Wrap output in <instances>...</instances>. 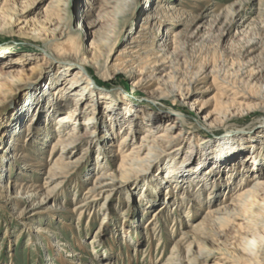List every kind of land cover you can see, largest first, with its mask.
I'll return each instance as SVG.
<instances>
[{
  "label": "rangeland",
  "instance_id": "374dc122",
  "mask_svg": "<svg viewBox=\"0 0 264 264\" xmlns=\"http://www.w3.org/2000/svg\"><path fill=\"white\" fill-rule=\"evenodd\" d=\"M17 1L25 10V24L0 21V264H164L184 229L190 230L214 205L227 203L230 192L244 185L249 158L251 166L259 163L258 173L264 176V125L251 130L264 121V0H113L106 5L89 0L92 7L87 0ZM166 4L186 15L177 26L161 24V31L169 27L174 32L175 44L153 54L148 49H153L156 22H146ZM85 16L104 28L106 48L100 52H90L89 43L74 36L72 29ZM197 25L200 31L193 37ZM126 55L150 56L144 72L122 63ZM80 58L97 85L92 104L97 119L88 128L81 123L77 133L90 137L70 155L71 166H59L55 186L48 187L43 172L56 149L50 141L59 119L73 106V101L52 106L57 85H66L72 73L53 82L62 63ZM157 60L164 62L167 76L156 81L149 76ZM132 106L140 114L131 113ZM170 113L181 119L171 133L175 143L183 140L181 155L173 158L179 161L173 178L179 187L173 189L175 197L162 201L165 210L148 232L149 210L145 212L139 194L148 182L157 199L168 193L169 184L157 175L166 173L170 158L152 165L149 178L141 180L137 169L142 164L125 166L114 154L129 118L141 127L134 139L139 142L146 118ZM210 125L216 128L210 130ZM226 131L234 132L227 141ZM169 136L165 134L164 147L172 141ZM110 142L114 147H107ZM193 146L203 151L193 154ZM153 152L156 156L159 150ZM99 169L118 182L132 181L117 184L80 212L76 207L90 201L87 189ZM28 186H43L40 194L54 187L51 199L33 208L12 198ZM189 212L193 217L187 222ZM126 225L130 235L125 238ZM200 248L193 247V253Z\"/></svg>",
  "mask_w": 264,
  "mask_h": 264
},
{
  "label": "bare ground",
  "instance_id": "6f19581e",
  "mask_svg": "<svg viewBox=\"0 0 264 264\" xmlns=\"http://www.w3.org/2000/svg\"><path fill=\"white\" fill-rule=\"evenodd\" d=\"M101 1L106 5L113 0ZM19 5V1L17 0H0V21H8L9 24L14 23L16 25L22 23L25 24L22 20L25 15V10L19 8ZM94 5L93 1L87 0L88 7ZM207 12L209 11L206 10L205 14L208 15L210 12ZM185 15L186 14L182 10L177 9L174 5L166 4L162 6V9H160L157 16L149 18V20L147 19V24L152 20L156 22V25H154L153 28V36L150 40V45L151 47L153 46V49L150 48L148 50H153V54L156 52L162 53L166 51L169 44H175V39L173 37L174 32H168L169 27H166L167 31H165L167 33L161 31V24L169 21L171 22L169 23L171 26H177L176 23L179 25V23L183 21L182 17H185ZM90 19V16H85L80 20L79 25L74 30L72 29V31L74 36L80 39L79 41L83 39L91 45H88L86 49L89 48L90 52H100L106 48L104 28L100 26L97 20L90 21ZM200 19L201 17L197 18L195 24L198 23ZM199 31L200 26L197 25L191 32V36H197ZM145 58L146 60L144 61ZM149 61L150 56L147 55L142 58H134L131 55H126L121 62L131 63L132 65L130 66H132L134 72L143 73L146 69L145 65ZM71 63L70 61L68 63H62V72L53 82V84L56 85L65 74L72 73L71 77L67 76L70 77V79L66 85L61 83L57 85L58 90L54 92L57 93L54 94L56 99L54 104L52 103V106H54L55 109H58L63 101H73V106L70 108L71 110H68L67 113L59 119L61 122L58 125V130L55 132L56 138L53 141H50L51 145H56V149L52 158L48 160L49 163L46 166V170L43 172L44 185L48 187L55 186L56 180L59 178V166L61 165L65 168L66 166H71L75 161H69L70 155L74 153L78 144L85 142L90 137L88 132L85 134L83 133V135L77 133V129L79 130L81 123L84 125V122L87 127L97 119V110L94 112V116L92 115L95 110L92 104L96 97V82L87 74L85 67L87 64L83 62L81 58L80 60L77 59L76 61H71ZM155 63V67L150 72L152 75L149 77L157 81L161 80L162 77H166L167 72L164 62L157 60ZM137 67L140 68L141 71H138ZM47 90H49V88ZM263 90L264 89L260 92L264 93ZM57 98H59V100H57ZM107 105H109V103H107ZM107 111L114 116L113 107H110ZM133 111L140 114L134 106L130 108V112L132 113ZM83 114L84 118L83 121H81L80 119ZM175 115L176 113H170L168 116L155 117L152 121H148L147 118H144V121L146 122L142 125L143 130L139 142H135L134 139L137 129L141 127L137 121L132 119V117L129 118L127 125L124 127V133L119 137L118 154H114V157L119 158L125 166L134 167L142 164V168L139 169L138 167L137 169V171L142 174V176H140L141 180L149 178L152 165L158 166L160 162L170 158L167 162L168 169L166 167V173L161 170L162 174H165L162 176L157 175L159 179L164 180L162 181L164 184H169L167 186L169 188L168 193L164 195L162 199H157L158 195L156 193H150V187L152 186H150L148 182L142 185V191L139 194L140 200L145 202V212L149 210V218L145 225L147 226L146 231L148 232L150 231V227L155 225V222L158 221L160 215L165 210L162 201H165V199L167 201L173 196L175 197L173 189L178 190L179 187V181H177V183L173 182V180H175L173 179L174 176L179 174L175 171L174 165L179 161H174L173 158L181 155L180 151L182 149L183 140L179 143H175L177 138L174 139L173 136H171L173 130L177 128L176 123L181 121L179 117L174 118ZM261 124L264 125V121L251 125V130L261 128ZM133 125L136 127L133 128ZM208 128L213 130L216 126L210 125ZM233 133L234 132L232 131H226L223 139L226 141L231 139ZM165 134L170 135L168 138H171L172 141L167 142L164 147L161 144L165 143ZM196 146H198L197 143ZM196 146L191 147L190 151L193 152V154L203 151V147L195 148ZM107 147H114V144L110 142L107 144ZM155 149L159 150L156 156L153 152ZM10 155L15 154L11 153ZM182 157L184 159L186 158L185 155ZM247 162L249 164H247ZM250 162L251 160L249 158L243 167L247 174L250 172L249 176L246 177V180L242 182H245L244 185L236 186L237 188L233 190L232 193L230 192L228 198L229 202L227 201V203L224 202L214 205V207H212L203 218L197 219L194 223L190 224V230L184 229L178 240L180 243H172V248L164 264H175V258L178 259V264H182L183 262L186 264H198V262H211L212 264L264 263V176L258 173L259 163L256 162L257 165L255 164L251 166ZM119 164L120 163H118V165ZM106 172H101V169H99L95 174L96 177L94 183H92V187L87 189V193L89 194L87 200L90 201L77 205L78 207H76L78 210L81 209L80 212H83L89 204H93L94 201L104 193L114 191L113 188L117 187V184H128L132 181L126 180L118 182L117 179H114L113 175ZM183 176L184 171L182 172V177ZM135 177L137 176H134V178ZM241 177H243V175L234 178L236 180ZM158 181L159 180H156L157 183ZM30 187L28 186V188L18 189V191L16 190V194H14L12 198L26 203L33 208L38 207L46 200L51 199V189L54 187H52L50 191H46V194L42 192L43 195L39 193L44 189L43 186L39 188L38 186ZM196 194H198V192ZM38 198L39 200L36 202ZM190 214L191 213L189 212L188 215L184 217L187 219V222L193 217V215ZM104 220H106V218L103 219V221ZM175 220L176 219L173 218L172 222ZM179 222L182 223L181 221ZM103 224H105V222H101L99 230L102 228ZM227 228H229L232 233L227 232ZM123 229L126 232L124 234L126 238L130 235V229L128 230L127 225ZM210 239L215 247H213L210 241H208ZM93 242L94 241L92 240V243ZM196 245H202V248L193 253V247ZM225 247L230 249H226ZM232 249L234 252L230 251ZM69 253L75 254L72 250H69Z\"/></svg>",
  "mask_w": 264,
  "mask_h": 264
}]
</instances>
